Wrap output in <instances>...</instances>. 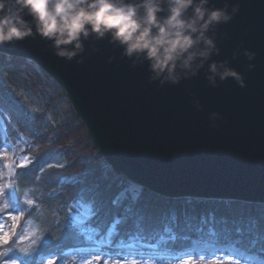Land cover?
Returning a JSON list of instances; mask_svg holds the SVG:
<instances>
[{"label":"water","instance_id":"1","mask_svg":"<svg viewBox=\"0 0 264 264\" xmlns=\"http://www.w3.org/2000/svg\"><path fill=\"white\" fill-rule=\"evenodd\" d=\"M225 3L238 11L209 33L218 52L176 84L150 80L147 61L134 65L107 37H89L72 60L39 36L0 52L33 61L63 87L118 175L167 198L264 204V0L209 7ZM212 62H227L243 86L233 77L210 84Z\"/></svg>","mask_w":264,"mask_h":264},{"label":"trees","instance_id":"2","mask_svg":"<svg viewBox=\"0 0 264 264\" xmlns=\"http://www.w3.org/2000/svg\"><path fill=\"white\" fill-rule=\"evenodd\" d=\"M3 77L24 78L34 93L47 94L46 88L56 86V81L44 82L43 74L30 60L0 53V114L6 124L5 140L17 144L19 137L28 139L25 151L32 156L27 166H20L14 175V189L7 190L5 207L14 212L22 193L28 190L34 204L27 212L38 222L44 232L39 253L26 258L21 252L10 257L0 256V264L17 257L22 264H39L41 254L50 255L51 264L68 259V252L83 244L72 227L68 207L81 201L91 206L93 215L88 223L99 233L106 235L115 226V233L105 249L116 251L124 243L158 244L169 253L193 252L195 241L213 246L230 245L247 254L264 258V204L237 200L201 198H167L149 189L141 188L137 197L129 191L130 181L116 174L105 162L94 145L86 127L72 108L57 123H47L43 112L33 114L25 103L16 102L8 92ZM65 95L51 96L46 108L54 107ZM5 141L0 139V150ZM61 157L62 165L46 166L48 159ZM1 170V163H0ZM18 196L12 200V192ZM20 205H23L20 204ZM1 208V206H0ZM175 209L177 218L167 217ZM1 210L0 215L3 213ZM214 215L217 223L204 225L203 232L196 231L202 217ZM223 220L225 223H220ZM171 229L166 234L165 229ZM237 228L240 229L237 232ZM214 232V234H213ZM174 235L176 238H171ZM222 250H206L194 257L203 256L200 264H237L210 259ZM220 259L222 257L218 256Z\"/></svg>","mask_w":264,"mask_h":264},{"label":"clouds","instance_id":"3","mask_svg":"<svg viewBox=\"0 0 264 264\" xmlns=\"http://www.w3.org/2000/svg\"><path fill=\"white\" fill-rule=\"evenodd\" d=\"M211 0H0V44L39 36L55 54L72 60L89 37L109 38L135 65L147 61L150 80L176 84L196 75L218 52L214 26L238 6L209 7ZM249 59L254 54L246 53ZM208 80H243L227 62L208 63ZM218 114H211L215 119ZM198 264V262H197ZM215 264V262H213Z\"/></svg>","mask_w":264,"mask_h":264},{"label":"rangeland","instance_id":"4","mask_svg":"<svg viewBox=\"0 0 264 264\" xmlns=\"http://www.w3.org/2000/svg\"><path fill=\"white\" fill-rule=\"evenodd\" d=\"M39 71L43 74L44 82L46 83L48 79L46 78L47 73L43 70ZM51 80L52 78L49 77ZM3 83L8 85V92L10 96L20 103H25L29 110L33 114L41 113L44 114V119L47 123H57L61 119L66 117L67 111L72 108L69 98L64 95L58 101V103L50 108H46V103L51 96H55L61 92H64L63 87L56 83V86L47 87L46 95L44 93H34L29 87V83L24 78H1ZM53 80V79H52ZM6 137V124L0 114V139L5 141L4 147L0 150V187L3 188V193L0 194V211L3 213L0 215V223L6 225L5 231H9V239L7 243H0V256L3 254L5 258L10 257V254L14 252H21L26 258L39 253L38 246L44 241V232L41 230L36 219L29 215L26 217L27 212L31 209L34 204V200L28 190L22 193L19 205L15 208L14 212L10 211L5 207L8 200L7 190L14 189V175L16 169L20 166H27L31 160L32 156L25 151V146L28 144V139L21 136L17 140V144L10 143L5 140ZM64 160L61 157H53L47 160L46 166L51 165H62ZM129 191L134 197H137L141 191V186L130 183ZM12 200H17V195L13 191L10 194ZM29 201L31 203H29ZM23 205H20L22 204ZM69 218L73 229L75 230L76 237L83 242L77 252L71 255V261L65 259L60 261L58 264H184L185 261H189V264H200L199 261L204 259L203 256L191 257L185 255L184 252L179 253H169L165 249H162L158 244H148V243H134L129 247V242L121 243L124 247H118L116 251L107 250L110 243L100 245L99 240L106 238L111 233L110 240H112V235L115 233V226H113L106 235H99V233L88 223L93 215V211L90 205L83 203L81 201L73 202L68 207ZM11 215H20V220L17 221V226L15 229L10 230L9 226L12 221L10 219ZM90 237L92 239H90ZM93 241H96L95 243ZM191 249L200 254L201 248L210 249L209 246H204L197 241L192 243ZM235 251V249H233ZM41 254V262L39 264H51L50 255ZM235 252L231 253H218L217 256L211 257L215 261L222 262V260H229L237 264H254L250 260H242L241 257L234 255ZM241 254V253H240ZM218 256L222 257L220 259ZM99 257V259H97ZM201 259V260H199ZM264 259V258H261ZM258 258V260H261ZM257 260V259H256ZM22 264L17 257L6 259L5 264Z\"/></svg>","mask_w":264,"mask_h":264},{"label":"snow or ice","instance_id":"5","mask_svg":"<svg viewBox=\"0 0 264 264\" xmlns=\"http://www.w3.org/2000/svg\"><path fill=\"white\" fill-rule=\"evenodd\" d=\"M2 193H3V188L0 187V194H2ZM29 203H31V202L29 201ZM167 218L170 219L172 222H175V220L177 218L176 210L175 209L170 210L169 216ZM10 219H11L12 223L9 226V229L12 230V229L16 228L17 221L20 220V215H11L10 214ZM216 223H217V220H216V217L214 215H211L209 217H202L200 220V226L196 228V231L203 232L204 225H209L210 227H212V226H215ZM220 223H225V221L221 220ZM5 227H6V225L0 223V243H7L8 239H9V231H5ZM239 231H240V229L237 228V232H239ZM165 233L166 234L171 233V229L166 228ZM213 234H214V232H213ZM110 237H111V233H109L108 237L99 240V244L104 245V244L111 243ZM171 238H176V237L174 235H172ZM90 239H92V238L90 237ZM93 242L95 243L96 241H93ZM138 242L139 241L137 240L136 243H138ZM128 246L131 247L132 242H129ZM118 247H124V244L121 243L120 245H118ZM188 256H189V260H191L192 253L189 252ZM97 259H99V257H97ZM12 264H15V262L13 261ZM89 264H90V262H89ZM117 264H118V262H117ZM184 264H189V261H185ZM193 264H195V262H193Z\"/></svg>","mask_w":264,"mask_h":264}]
</instances>
